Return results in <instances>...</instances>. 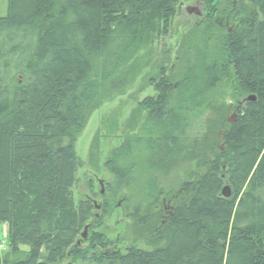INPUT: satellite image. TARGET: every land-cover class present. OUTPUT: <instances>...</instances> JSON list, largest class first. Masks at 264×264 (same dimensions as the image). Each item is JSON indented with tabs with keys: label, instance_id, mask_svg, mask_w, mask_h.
<instances>
[{
	"label": "trees",
	"instance_id": "trees-1",
	"mask_svg": "<svg viewBox=\"0 0 264 264\" xmlns=\"http://www.w3.org/2000/svg\"><path fill=\"white\" fill-rule=\"evenodd\" d=\"M179 2L7 0L0 223L8 251L0 264H264V0H238L228 27L212 22L215 7L207 4L183 67L175 75L161 67L153 94L132 110V123L142 117V124L103 163L111 176L106 199L137 189L128 216L144 247L118 248L92 228L80 239L94 206L73 200L83 165L76 136L132 80L134 67L122 65L167 31ZM222 85L231 101L217 103ZM203 109L213 116L200 137H189L188 118ZM183 162L194 166L187 179L164 189L158 175Z\"/></svg>",
	"mask_w": 264,
	"mask_h": 264
},
{
	"label": "rangeland",
	"instance_id": "rangeland-1",
	"mask_svg": "<svg viewBox=\"0 0 264 264\" xmlns=\"http://www.w3.org/2000/svg\"><path fill=\"white\" fill-rule=\"evenodd\" d=\"M210 2V5L215 7L211 11L212 22L219 27H228L230 23L226 20V17L229 16L227 12L228 10L232 11L238 0H180L167 31L151 39L146 46L139 48L132 59L122 65L124 70L130 68V65L134 67L135 73L132 80L122 87V91L116 93L117 96L93 110L85 126L77 134L74 150L83 165L76 171V182L72 187L73 200L77 202L78 199H89L94 206L93 218H89L84 224V226H88L86 237L89 228H92L114 240L118 248L123 249L130 244L144 247V242L134 233V221L128 216V209L137 200L134 196L137 189H124L113 200L106 199L105 189L111 176L105 170L103 163L110 151L122 143L124 135H130L128 133L131 129L136 132L142 124L141 117L139 122L134 125L131 121V113L137 106V101L153 94L150 81H153L158 75L161 67L167 68L173 75L183 67L185 47L192 40L195 27L206 21L209 12L207 4ZM188 10L191 12L189 13ZM6 13L7 0H0V16H5ZM18 79L22 80V76H18ZM218 92L215 96L217 103L231 101L229 86L222 85ZM210 115L213 116L212 112L206 109L192 113L188 118V136L200 137L204 133V121ZM232 116L230 109L227 117L231 118ZM90 151L94 158L91 163L88 162ZM192 168H194L193 163H180L166 176L158 175V181L164 189H170L178 181L186 180L187 171ZM164 200V207L167 208L166 198ZM7 243L6 223H0V244L3 247L0 250V256L8 251ZM65 263L66 260L62 264Z\"/></svg>",
	"mask_w": 264,
	"mask_h": 264
},
{
	"label": "water",
	"instance_id": "water-1",
	"mask_svg": "<svg viewBox=\"0 0 264 264\" xmlns=\"http://www.w3.org/2000/svg\"><path fill=\"white\" fill-rule=\"evenodd\" d=\"M188 12L190 13L191 11L190 10H188ZM254 96H248L247 98H246V100H253L254 98H253ZM235 115H233L231 118H228V122H232V121H234L235 120ZM221 194L224 196V197H228L229 196V189H228V186H224L223 188H222V190H221ZM87 228H88V226L86 225V226H84V229H83V232H82V235H81V240L82 239H84L85 237H86V233H87ZM79 243V242H78Z\"/></svg>",
	"mask_w": 264,
	"mask_h": 264
},
{
	"label": "flooded vegetation",
	"instance_id": "flooded-vegetation-1",
	"mask_svg": "<svg viewBox=\"0 0 264 264\" xmlns=\"http://www.w3.org/2000/svg\"><path fill=\"white\" fill-rule=\"evenodd\" d=\"M162 202H164V200H162Z\"/></svg>",
	"mask_w": 264,
	"mask_h": 264
}]
</instances>
